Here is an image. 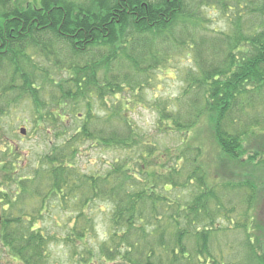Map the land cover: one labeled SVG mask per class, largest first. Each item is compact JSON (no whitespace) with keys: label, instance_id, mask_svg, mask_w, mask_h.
I'll use <instances>...</instances> for the list:
<instances>
[{"label":"trees","instance_id":"trees-1","mask_svg":"<svg viewBox=\"0 0 264 264\" xmlns=\"http://www.w3.org/2000/svg\"><path fill=\"white\" fill-rule=\"evenodd\" d=\"M203 1L0 0V252L8 264H47L51 241L73 250L85 245L91 206L100 198L109 212L105 262L264 264V224L223 210L231 192H240L251 209L264 180L263 174L237 182L227 175L237 169L229 163L245 155L264 171V116L255 113L264 101V0L253 8L260 29L252 26L248 36L175 35L176 21ZM33 46L48 66L32 62L27 50ZM174 50L192 56L193 66L177 97L155 101L153 130L174 134L177 146L161 145L154 131H137L132 116L139 92L158 84ZM91 97L106 107L102 116L93 112ZM18 101L32 103L31 129L50 137L33 172L23 174L1 131V119ZM69 118L80 123L66 135ZM84 141L126 145L138 162L131 156L106 170L81 171L75 159ZM64 209L66 219L54 223L66 230L59 236L42 220ZM236 232L244 233L239 243L229 241ZM86 250L84 263L92 258Z\"/></svg>","mask_w":264,"mask_h":264},{"label":"rangeland","instance_id":"rangeland-1","mask_svg":"<svg viewBox=\"0 0 264 264\" xmlns=\"http://www.w3.org/2000/svg\"><path fill=\"white\" fill-rule=\"evenodd\" d=\"M249 1L250 0H204L201 3H193V5L190 7L194 9L191 12L193 15L190 17L179 18L176 21V30L173 31L175 32V35L185 34V36H192L193 31L195 30L203 38H209L208 41H212L210 40L212 37H215V40H217V38L221 35L223 37L226 35L235 37L238 33H242L248 36V32L252 26L256 28V30L260 29V27L255 26L259 24L261 16L256 10H253L254 7L257 8L259 6L260 0H251L250 3ZM252 1H255V5ZM248 4H251L252 7H250ZM238 15L241 16L240 19L242 22L240 26L241 30L239 29V31L235 26V21L237 20L236 18ZM34 48L27 50L29 55L33 56L32 62H36L39 67L48 66L49 62L45 61L36 47ZM243 48L246 50L248 47L244 45ZM171 59L172 61L168 65V68L165 69L163 74H158L160 79L158 84L148 87L146 85V88L139 92L140 97L137 101L138 105L135 106L132 116L138 126L137 131H142L143 133H152L154 131L152 134L157 135V139L161 145L170 144L175 146L177 142L174 134L161 135L160 133H157L155 130H153L157 114L155 109V101L168 97L173 99L181 93L183 88V75L187 71V68L193 66V60L192 56L188 55L186 51L181 50H174L173 54L171 55ZM23 66L28 70V72L30 71V69H28L29 65L26 67L24 64ZM11 71L12 69L9 70V74ZM59 73H61V71H59ZM63 75H65V73H63ZM63 75L60 74L59 76ZM54 79H56V77ZM90 101L92 103L93 112L99 116H102L103 112L106 111V107L100 101L94 100L92 97ZM80 104H83V100L80 102ZM255 113L259 119L264 116V101L262 103H257ZM34 121L33 105L29 101H18L15 104L13 112L1 119V131L3 138L8 144L15 148L14 151L16 152L13 153L15 155H13L10 159L15 161V166L19 165L21 168H23L22 170L20 169V171H18L20 174L33 172V168L38 163L40 156L45 153L49 147L48 140H50V137L47 138L44 136L42 131H34L33 128L31 129L30 126L33 125ZM77 122L80 123V121ZM76 125L74 124L73 118H69L67 127L64 128L65 134L70 135L76 128ZM22 128L26 130L24 133L20 132V129ZM260 131L263 132L262 130ZM257 133L258 131H254L251 135L250 132V137L256 138L258 136ZM54 139L58 140L60 138ZM77 146L79 147V154L75 159V164L81 171L84 172H97L106 170L110 162H113L114 160L124 161L131 156L132 157L130 160H137L138 162V157L133 156L129 151V147L126 145H113L110 148H104L93 145L92 142L90 144L89 141H84L78 142ZM203 147L204 149L210 148L209 145H204ZM245 156L243 159L246 158ZM243 159L229 163L225 157L227 163L233 164L234 167L237 168L229 169V171H231L227 172V175L230 176L229 178L232 177V179L237 182L241 180V176H247V173H253L254 175H264V171L258 170L259 168L257 167L256 162H250L246 161V159ZM237 172L240 174V178H238V175L231 176L233 173L236 174ZM258 190H261L257 192L256 195L258 202L253 205L251 209L248 207L247 209L245 203L242 202L240 192L237 196H234V193L231 192L228 195L230 203H228L229 205H226L223 210H227L228 208L233 209L234 212L232 214L239 217V220L243 219V215H248V218L249 215H253L257 221L264 224V180ZM107 206V202L103 199L101 200V198L91 206V208H93V214L90 213L92 217L93 230L85 241V245H77L75 246V250H73L71 244L69 243L62 242L61 240L51 241L46 248L48 256L46 259L47 264H121L120 260H115L114 262H105V260H102L100 255L103 241L105 240V237L109 231V212ZM51 210L52 209L50 208L49 211ZM54 211L55 210L52 211V215L45 213L42 220V225L48 226L49 228H54L59 236H62L66 230L60 229V227L57 228L54 223H56V221L61 222V218L63 217L66 219L65 214L68 212V210H56V215H53ZM2 215L3 214L1 213L0 208V216ZM223 226H226L227 231H229L228 224ZM235 234L236 237L233 235L229 241L239 243V241L243 238L244 233L241 234L240 232H236ZM85 247L89 248L92 252V258L89 260L87 259V263L81 261V257H86L85 255L87 250ZM4 256V253L0 252V264H8V262H11L8 261V258H4Z\"/></svg>","mask_w":264,"mask_h":264},{"label":"water","instance_id":"water-1","mask_svg":"<svg viewBox=\"0 0 264 264\" xmlns=\"http://www.w3.org/2000/svg\"><path fill=\"white\" fill-rule=\"evenodd\" d=\"M21 132L24 133V130L22 129ZM0 221H1V217H0Z\"/></svg>","mask_w":264,"mask_h":264}]
</instances>
